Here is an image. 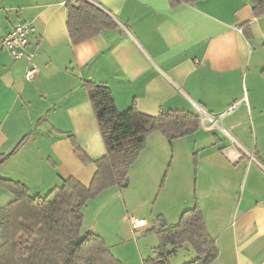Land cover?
<instances>
[{
  "label": "crops",
  "instance_id": "1",
  "mask_svg": "<svg viewBox=\"0 0 264 264\" xmlns=\"http://www.w3.org/2000/svg\"><path fill=\"white\" fill-rule=\"evenodd\" d=\"M67 1L0 0V36L25 22L37 29L27 48L31 62L0 53V155L25 138L0 174L32 195L47 194L62 178L90 185L97 166L82 161L73 138L92 160L106 148L85 80L106 84L121 112L133 103L151 116L194 112L199 130L171 142L186 160L174 176L203 191L182 213L201 208L219 247L211 264H264V15L256 17L249 0H91L116 26L72 45ZM32 65L37 73L29 81ZM158 132L131 171L153 153L152 142L156 151L162 146ZM14 199L0 187V208Z\"/></svg>",
  "mask_w": 264,
  "mask_h": 264
},
{
  "label": "trees",
  "instance_id": "2",
  "mask_svg": "<svg viewBox=\"0 0 264 264\" xmlns=\"http://www.w3.org/2000/svg\"><path fill=\"white\" fill-rule=\"evenodd\" d=\"M196 1L199 0H170V4L178 6ZM249 2L256 17L264 15V0ZM66 7L72 45L116 26L113 18L91 0H68ZM84 86L106 153L92 160L73 138L79 157L84 163L94 162L97 171L89 186L74 177L62 178L61 184L45 195H32L25 183L0 174V187L15 197L0 208V264H122L100 234L82 231L83 208L101 193L129 181L130 168L147 147L152 133L161 132L171 143L197 132L201 126L200 116L186 110H161L157 116H151L140 112L133 103L121 112L106 84L85 80ZM24 140L9 154L0 155V167ZM152 230L159 237L156 251L161 264L182 250L195 254L184 264H211L219 256L217 241L198 205L186 209L176 224H168L160 215ZM81 237V242L76 244ZM156 261L149 258L144 263Z\"/></svg>",
  "mask_w": 264,
  "mask_h": 264
},
{
  "label": "rangeland",
  "instance_id": "3",
  "mask_svg": "<svg viewBox=\"0 0 264 264\" xmlns=\"http://www.w3.org/2000/svg\"><path fill=\"white\" fill-rule=\"evenodd\" d=\"M158 135L164 140L162 146L156 151L151 141L150 150L152 149L153 153L149 155L146 153L142 158V166L131 171L141 153L139 154L130 168L129 181L124 183L127 186L123 184L117 191H108V189L91 199L83 208L82 231H93L102 235L122 264H145L144 260L149 258L157 260L153 264L162 261V259L158 260L156 251L159 237L157 232L152 230L158 217L166 211L168 222L177 223L182 209L197 202L198 197L203 194L201 189L196 190L192 182L187 184L185 175L174 176L180 159L171 151V143L168 139L161 132H158ZM181 159L183 164L181 167H186V160ZM235 178L237 180L238 175ZM239 182L240 179L233 184L232 189L236 188ZM241 183L242 188L238 197L243 192L244 179ZM237 188L239 189V186ZM162 217L165 219L164 215ZM132 218L137 220L147 218L149 227L140 225L136 228ZM194 257V253L189 256L186 250H182L169 258L166 263L184 264Z\"/></svg>",
  "mask_w": 264,
  "mask_h": 264
},
{
  "label": "built area",
  "instance_id": "4",
  "mask_svg": "<svg viewBox=\"0 0 264 264\" xmlns=\"http://www.w3.org/2000/svg\"><path fill=\"white\" fill-rule=\"evenodd\" d=\"M37 31L36 26L32 23H20L15 25L10 32L5 35L0 36V53L7 51L13 59H19L26 57L29 62H31L32 54L27 51L29 40L32 34ZM37 69L35 66H31L30 69L26 72L25 78L29 81L35 78ZM236 104L231 108L232 110L236 108ZM132 222L135 227L140 225H145L144 221L137 220L132 218ZM159 264L162 261H158ZM169 264V263H164Z\"/></svg>",
  "mask_w": 264,
  "mask_h": 264
},
{
  "label": "water",
  "instance_id": "5",
  "mask_svg": "<svg viewBox=\"0 0 264 264\" xmlns=\"http://www.w3.org/2000/svg\"><path fill=\"white\" fill-rule=\"evenodd\" d=\"M123 186H127V184H124ZM83 237H84V236H83ZM83 237L77 239V240L75 241V243H76V244H79V243L81 242V240L83 239Z\"/></svg>",
  "mask_w": 264,
  "mask_h": 264
}]
</instances>
